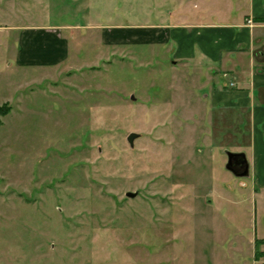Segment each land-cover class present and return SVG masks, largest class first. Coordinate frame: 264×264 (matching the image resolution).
<instances>
[{"label":"rangeland","instance_id":"1","mask_svg":"<svg viewBox=\"0 0 264 264\" xmlns=\"http://www.w3.org/2000/svg\"><path fill=\"white\" fill-rule=\"evenodd\" d=\"M244 1L0 0V264H264L247 112L211 107V63H178L150 31L229 22ZM52 27L62 64L63 46L19 48ZM225 150L246 154L247 177Z\"/></svg>","mask_w":264,"mask_h":264},{"label":"crops","instance_id":"2","mask_svg":"<svg viewBox=\"0 0 264 264\" xmlns=\"http://www.w3.org/2000/svg\"><path fill=\"white\" fill-rule=\"evenodd\" d=\"M244 2L241 6L230 9L232 18L229 22L199 20L167 23L154 25L150 31L153 36L165 34L167 38L165 36L163 41L177 42L175 56L178 63L194 61L197 67L206 66L203 64L206 62L211 63L209 68L214 71V75L209 81V95L204 97L215 109L247 112L253 169L257 172L260 167L263 171L261 177L264 179V0ZM112 31L114 30L110 33ZM32 36L26 33L21 35L19 48L22 51L41 53L40 55L51 58L63 46L64 55L57 62L54 60V65L66 60V41L62 39L57 27L37 29ZM108 38V41L116 40L111 34ZM37 44L40 49L35 47ZM239 68L244 74L239 83L226 84L223 81L213 84L215 74L224 75Z\"/></svg>","mask_w":264,"mask_h":264},{"label":"water","instance_id":"3","mask_svg":"<svg viewBox=\"0 0 264 264\" xmlns=\"http://www.w3.org/2000/svg\"><path fill=\"white\" fill-rule=\"evenodd\" d=\"M133 99V96H131ZM139 138V134L131 132L127 135L126 141L129 146L133 147V141ZM226 162L224 168L233 174L235 177L243 178L249 175V162L244 152H233L225 150ZM137 192H126L125 196L128 198H134Z\"/></svg>","mask_w":264,"mask_h":264},{"label":"trees","instance_id":"4","mask_svg":"<svg viewBox=\"0 0 264 264\" xmlns=\"http://www.w3.org/2000/svg\"><path fill=\"white\" fill-rule=\"evenodd\" d=\"M8 110H9V107L7 106V104L1 105L0 106V116L6 114Z\"/></svg>","mask_w":264,"mask_h":264}]
</instances>
